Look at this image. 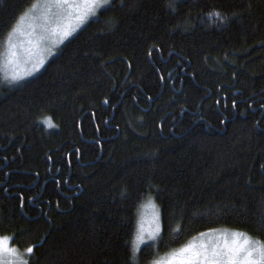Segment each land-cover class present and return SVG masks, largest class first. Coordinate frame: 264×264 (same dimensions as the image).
<instances>
[{"label": "trees", "instance_id": "trees-1", "mask_svg": "<svg viewBox=\"0 0 264 264\" xmlns=\"http://www.w3.org/2000/svg\"><path fill=\"white\" fill-rule=\"evenodd\" d=\"M37 1L0 0V49ZM167 4L115 0L0 88V237L34 245L29 264H150L212 231L264 243V0ZM147 200L162 239L134 261Z\"/></svg>", "mask_w": 264, "mask_h": 264}, {"label": "snow or ice", "instance_id": "snow-or-ice-1", "mask_svg": "<svg viewBox=\"0 0 264 264\" xmlns=\"http://www.w3.org/2000/svg\"><path fill=\"white\" fill-rule=\"evenodd\" d=\"M114 3L115 0H47L45 7L51 8L54 6L56 8V12L51 17V23L55 26L38 36L34 43L30 41L35 49V52L32 49L28 50V56L30 58L35 57L32 67L23 74L14 71L11 77L12 80H21L24 75H30L33 70H37L44 64L45 55L50 54L53 47L58 43H62L79 25L87 22L89 17H97L98 9L113 10L112 5ZM188 3L189 0H168L167 7L171 9L173 14H179L180 7ZM26 15L27 13L20 17L21 23ZM210 15L218 17L220 23H224L227 19L219 11ZM96 22H98V17ZM21 23H18L8 36L10 49L15 48V44L12 43V34L21 32ZM177 27L179 28L181 25L178 24ZM10 55L16 56V53L10 51ZM183 228L184 225L181 222L177 224L173 231L180 234ZM162 231V220L158 218L155 228L149 233L148 239L155 243L157 240L162 239ZM201 235L203 236L204 233H201ZM231 236L233 237L232 241L229 242L225 239L223 246L214 245L209 247L202 244L197 247L190 244L173 253L167 260L156 259L152 264H177V262L178 264H264V243L253 240L245 233H231ZM13 238L9 236L0 237V264H29L35 246H29L23 253H20L18 249L8 246ZM144 240L141 230L137 233L131 247L134 261L138 254L143 251L140 245L144 243ZM152 246L154 245H149V247ZM5 257L13 259L9 260Z\"/></svg>", "mask_w": 264, "mask_h": 264}, {"label": "rangeland", "instance_id": "rangeland-1", "mask_svg": "<svg viewBox=\"0 0 264 264\" xmlns=\"http://www.w3.org/2000/svg\"><path fill=\"white\" fill-rule=\"evenodd\" d=\"M47 0H38L26 13L24 21L21 23L20 19L16 23H21V32L12 34V43L15 44V48L9 47V40L8 36L5 38L1 45L0 49V88H14L26 82L28 79H31L38 75L44 67L58 55L60 52L63 44L72 38L80 29H82L89 21L95 19L96 17H89L88 21L84 24L79 25L74 31L71 32L67 38L63 40L62 43H58L55 47L52 48L50 54L45 55V62L42 66H40L37 70H33L30 75H24L23 79L18 81L12 80V74L14 71H18L23 74L27 69L32 67V63L34 62L35 57L30 58L28 56V50L33 48V43L36 41L37 37L41 34L45 33L47 29L54 27L55 25L51 23V17L53 13L56 12V8L53 6L51 8L45 7ZM71 10V9H70ZM103 9L97 10V15ZM25 15V14H24ZM47 17V19H46ZM16 25L14 27H16ZM13 27V28H14ZM50 43V42H47ZM11 52H15L16 56H11ZM159 218L158 209L152 203V201H145L139 209L138 212V219L136 225V231L133 238L135 237L138 232L142 230V234L145 238L144 243L140 245L142 248L144 245L153 244L154 242L148 239L149 233L155 228L157 219ZM231 233L237 232H229V231H212L205 233L203 236L200 235L195 239L189 241L187 244L169 251L168 253L161 254L155 258L156 259H163L167 260L173 253L178 252L181 248L186 247L188 245H195L199 247L200 245H207L209 247L214 245L223 246L225 243V239L229 242L232 241L233 237ZM227 234V235H225ZM242 242V238H241ZM9 247H12L10 244ZM21 253V252H20ZM5 259H13L11 257H5ZM154 261V259L152 260ZM152 261L150 264H152ZM178 264V262H177Z\"/></svg>", "mask_w": 264, "mask_h": 264}]
</instances>
